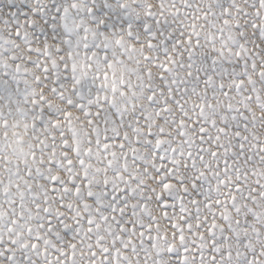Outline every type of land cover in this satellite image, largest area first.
Wrapping results in <instances>:
<instances>
[{
    "label": "snow or ice",
    "instance_id": "6c2138e0",
    "mask_svg": "<svg viewBox=\"0 0 264 264\" xmlns=\"http://www.w3.org/2000/svg\"><path fill=\"white\" fill-rule=\"evenodd\" d=\"M0 264H264V0H0Z\"/></svg>",
    "mask_w": 264,
    "mask_h": 264
}]
</instances>
